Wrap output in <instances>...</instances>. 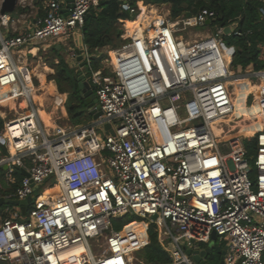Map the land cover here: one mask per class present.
Masks as SVG:
<instances>
[{"label": "built area", "instance_id": "2783aa9c", "mask_svg": "<svg viewBox=\"0 0 264 264\" xmlns=\"http://www.w3.org/2000/svg\"><path fill=\"white\" fill-rule=\"evenodd\" d=\"M102 1L73 0L63 15L62 0H46L32 26L22 22L33 0L16 1L19 21L0 14V87L26 102L0 132L16 151L0 157V166L27 174L4 200L33 197L25 216L10 208L0 213V263L144 264L135 254L149 242L131 252L123 229L111 226L132 214L156 226L167 264H194L181 244L203 249L212 234L226 247L224 264H264V71L248 74L260 86L253 94L260 107L256 149L248 155L242 135L218 142L211 130L233 112L230 84L237 79L235 48L213 30L214 10L155 17L121 35L104 70L88 71L101 117L44 133L12 51L72 35ZM118 1L130 15L153 6ZM259 14L264 22V5ZM227 27V36L240 35L236 24ZM199 31L203 38L190 37ZM68 56L74 61L75 50ZM106 123L114 135L100 138L96 128L103 133Z\"/></svg>", "mask_w": 264, "mask_h": 264}, {"label": "trees", "instance_id": "16d2710c", "mask_svg": "<svg viewBox=\"0 0 264 264\" xmlns=\"http://www.w3.org/2000/svg\"><path fill=\"white\" fill-rule=\"evenodd\" d=\"M134 2V0H132ZM143 4L161 6L170 5V14L175 18L181 14L187 16L194 15L201 9L207 8L217 13L216 20L212 26L213 30L220 33L224 28L231 24H236L239 36H224L227 38V45L235 48L231 66L244 70L251 67L255 72L264 71V22L261 21L259 9L264 5V0H137ZM128 2V0H127ZM122 3L116 1H102L99 6L92 10L86 17L82 26V43L90 50H97L105 46L115 47L120 41L121 29L118 27V20H127L130 14L122 9ZM130 4V3H129ZM132 5V4H130ZM134 6V5H133ZM58 63L50 64L54 70V75L48 78L56 84L59 93L68 94L65 103V110L70 122L75 125L85 124L86 115H90L86 110V103L80 97L77 88L76 74L66 64L59 53L53 49ZM35 60H30L33 65ZM104 70V69H103ZM248 80V79H247ZM52 87L53 85L49 83ZM260 86L257 91H259ZM2 121L0 120V132ZM245 146L247 154L255 152V140L246 139ZM0 150L6 154V149L0 145ZM4 171L0 167V177ZM14 176L17 181L23 178L21 170H15ZM1 193V192H0ZM145 223L136 215L127 214L116 220L111 221V226L116 231L125 230L129 227L140 232L144 241L139 246L149 243L139 252L144 264H167L171 261V256L164 249L158 239L156 226L149 224L146 228ZM123 230L121 232H123ZM148 238H147V235ZM147 238V240H146ZM146 240V242H145ZM138 248V249H139ZM222 247H215L213 252L206 256L211 264H218Z\"/></svg>", "mask_w": 264, "mask_h": 264}, {"label": "crops", "instance_id": "0c3cea01", "mask_svg": "<svg viewBox=\"0 0 264 264\" xmlns=\"http://www.w3.org/2000/svg\"><path fill=\"white\" fill-rule=\"evenodd\" d=\"M62 1H63V7H65L64 0H62ZM45 3H46V0H33V3H32L33 8L28 11V15H30V16H29V18L27 20L23 21L22 23L25 24V25H27V26H32L33 25V22L35 20H37L38 18L39 19L42 18L43 15H44L43 8L45 6ZM118 22L120 24H122V23L125 22L124 24H127V20H118ZM81 30H82V28L79 29L77 32H74L72 39L69 40V41H67L66 43L64 42V43H61V44H58V45L53 44L51 46H49L48 44L42 46V45H39V44H41V43H39V44H37L39 46H37V45H35L34 47L31 46V47H28L26 49H21V50L15 52V53H12V58L16 61V64L19 63V65H22V66H18L17 65V67L19 68L20 78L22 79V81L27 85L26 81L28 80V77L26 79L25 78V73H24V75L22 73L23 71H25L29 75V80L27 81L28 84H29L28 86H31L32 87V90H33V89H35L32 86L33 79H36L40 83V79L38 77H40L42 75V76H44V80H45V83H46V81H47V78L46 77H47V74H48L47 72H51L52 73V74H49L48 75V78L50 76L54 75V70L51 67H50V69L47 68V66L45 64V61L46 60L43 61L44 55L48 54L51 51L53 52V49L54 48L59 53L60 56H61V52H63L65 54L64 57H62V56L61 57L64 59V61L66 62V64L76 74L78 72V70H79V65L76 63L75 60L72 61V60L69 59L68 52L70 50H72V49L75 50L76 48H79L80 41L82 43V31ZM201 34H203V32ZM204 36H205V34H203V36H201V37L198 36V35H196L195 38H203ZM81 45H82L81 46L82 47V52L86 56V63H88V64H86V66L89 65V67L91 65L90 64L91 61L98 58V54L100 53L101 49H104V48L110 49L112 47V46H105L103 48H100V49H97V50H93L92 51L89 48H87L85 45H83V43ZM31 59L35 60V62H34L33 65H30V60ZM105 62H106V60H105ZM41 63H43L44 65L43 66H40ZM57 63H58V59L55 57L54 60H52L50 64L56 65ZM39 66L41 67L40 70H42V71H39L38 70ZM87 69H88V67H87ZM34 72L35 73H39L40 76H37V74L35 76L34 75L35 74ZM51 81H52V83L51 82L50 83L53 85L54 89L56 90V92L58 94V97L57 98H59V97L61 98V96L64 98V101H63L62 106H61L60 109H58L59 108V106H58L59 103L57 102V98H56L55 101H54V109H53V111L52 112H45V113L48 114V116L47 117L46 116L42 117L40 114H38V111H37V108H36V104L33 102L32 94H31V99H32L33 104L35 105L36 112H37V115H38V122L41 125V128L43 129L44 133H46V134H51L55 130H57L59 128H63L65 130H69L71 127H75V125H73L70 122L69 116H68V114H67V112L65 110V103H66L68 94H66V93H59L58 90H57V87H56L55 82L53 80H51ZM46 85H48V84H46ZM247 85L249 86V89H251V92L254 95L258 93V91H257V89L259 87L258 81L256 83L255 80L248 79L247 80ZM237 94H238V88H236V87L233 86V89H232V98L234 99V97ZM7 96H8V100H7L6 106H2L0 104V120L2 121V130L1 131H3L4 123L8 119H12V118H15V117L20 116L22 109H24V108H21L20 109V104L23 101L21 98H16L14 96L11 97V96L8 95V93H7ZM24 105H25V103H24ZM55 112H57L58 114L60 113V115H61L60 118L61 119L62 118L64 119L65 118V114H67L68 121H69L70 124H67L66 126L65 125H62V126L57 125L55 123L56 118H54ZM258 115H260V112L257 114V116ZM234 116H235V114L232 113L231 114V118L234 117ZM246 117H249L250 118L249 123L250 124H253L254 127L253 126H252L253 128L249 127L248 129H246L244 131L255 130L256 128L259 127V123L258 122L255 123V121H254L253 118H251L250 116H246ZM41 118H44L45 121L43 122V119H41ZM224 121L226 123L227 119L224 120ZM52 127H53V129H51ZM0 145L3 146L6 149V154H3L2 153V150H0V157L10 155L11 151H8L7 147H5L4 145H2V144H0ZM11 154H13V153H11ZM27 165H28V162H25V167H27ZM0 167L4 171L3 176L0 177V192H3V193H0V198H3L4 199V196H6L9 193L10 190L16 188L18 186L19 182H20V181H17L15 179L14 171L17 170V169L18 170H21L23 172V176H25L26 172H25L24 169L18 168V167L13 166V165H3V166H0ZM6 202H8V201H5L4 200V204ZM15 207H17V209H15L16 211H20V207L19 206H15ZM20 213H21V211H20ZM127 229H132L133 232L131 234H134V235L138 234V235H140L141 240L137 242L136 239H135V237H134V235H131L129 237L127 235ZM127 229L124 230L125 231L124 234L126 235V237H128L130 245L134 244V242L136 243L135 244L136 246L134 245V247L132 249L138 248L143 243V241H144L143 235L140 232H138L136 229L132 228V227H129ZM146 235H147V233H146ZM147 238H148V235H147ZM216 241L219 242L217 239H216ZM216 241L215 242L212 241L208 246H213L215 248ZM148 242H149V239H148ZM219 243L222 244L221 242H219ZM223 247H222V249H223ZM132 249H130V250H132Z\"/></svg>", "mask_w": 264, "mask_h": 264}, {"label": "rangeland", "instance_id": "374dc122", "mask_svg": "<svg viewBox=\"0 0 264 264\" xmlns=\"http://www.w3.org/2000/svg\"><path fill=\"white\" fill-rule=\"evenodd\" d=\"M128 3L132 4V6L134 5L135 7H138V5H139L137 0H134V2L132 0H128ZM62 4H63V1H62ZM142 6H145V5H142ZM170 7H171L170 5L165 4V5H161V6H153L152 8H149V7H146L145 9H140L139 8L137 14H132V15L129 16L130 18L127 19V24H124L126 21L124 23H122V24L118 23V27L122 31L121 32V35L128 33V31L131 30L134 27H139V26H142V25H146V24H149L150 22L151 23H155V21H154L155 17L154 16L161 17L163 19V21H168L171 18V14H170V9L171 8ZM142 14H146L147 15L146 18H142ZM8 16H9L10 20H15V21L17 20V21H19V18H18V10H14L13 12L8 13ZM78 30H75L74 32H77ZM74 32H72V35L60 36V37H57V38H52V39H48L46 41H42L41 44H39V45L44 46V45L48 44L49 46H51L53 44L58 45V44H61V43H64V42L66 43L67 41H69V40L72 39ZM201 33H202V31H199V32H197L195 34H190V37L195 39L196 34L197 35H201V36H203V34H205L204 31H203V34H201ZM220 38H221V40L225 44H228L227 43V38H225L224 36H221ZM120 41H121V37H120ZM119 44H120V42L118 43V45ZM39 45H37V46H39ZM108 50L109 49H107V48L101 49L100 53L98 54V58L97 59H94L92 61L90 60L91 61V63H90L91 65H90V67H88L87 70L88 71L103 70L105 68V65H106L105 60L108 59ZM12 52L15 53L14 50ZM61 56L64 57L65 54L63 52H61ZM55 57H56V55L52 51L49 52L48 54L44 55L43 61L46 60L45 61V64H46L47 68L50 69V63H51L52 60H54ZM86 64H88V63H86ZM17 65L18 66H22V65H19V63ZM43 65L44 64L41 63L40 66H43ZM40 66H39L38 70L39 71H42V70H40V68H41ZM231 69L233 70L234 75L237 76V79H235V81H231L232 82L230 84L231 93H232V89H233V86H234V87L238 88V94L234 97L235 99H237L239 97V95H241V94L246 95L245 98H244V105H245V107L247 109H249V108H251L255 104L254 103L253 93L251 92V89H249V86L247 85V79L252 78V77H249L248 76V74L251 73L252 68L251 67H248V68H246L244 70H240L238 68L231 67ZM47 73L48 74H47V77H46L47 78L46 84H49L50 82L52 83V81H48V75L49 74H52V73L51 72H47ZM36 74H39V73H35L34 75L36 76ZM28 80H29V75H28ZM237 80H240V81L236 83ZM253 80H255V79H253ZM255 81L257 83V80H255ZM44 82H45V80H44ZM39 85H40V83L36 79H33L32 86L34 88H37V87H39ZM256 95L257 94H255L254 96H256ZM41 98H43V99L40 100V102L38 103L40 111L41 112H44V113L45 112H52L53 109H54V103L53 102L55 101V98L52 97V96H50L46 92H43L41 94ZM63 101H64V98L62 96H61V98L60 97L57 98V102L59 103V105H58L59 108L58 109L61 108ZM259 112H260V110H259ZM259 112L258 111L257 112L255 111V115L250 116L251 118L254 119L255 123L256 122L259 123V120H260L259 117L260 116L259 115L257 116V114ZM56 113L57 112H55L54 118H56L55 123L57 125H60V126L65 125L66 126L67 124H70L69 121H68L67 114H65V118L64 119L63 118L61 119L60 118L61 117L60 113L59 114L57 113L58 115ZM234 114H235V116L232 117V118L230 117L226 121V123L223 120L218 125V127H220V130L225 127L226 136L231 135L233 133L235 134V133H238V132H242V130H245V129H242L240 127L241 126L240 120H242V118L244 116L241 117V116H237L236 113H234ZM86 120L87 121L85 122V124L91 123L92 122L91 116L90 115H86ZM85 124L83 122V125H85ZM83 125H79V126H83ZM253 127H251V128H253ZM96 133L99 135L100 138L104 136V134L100 131L99 128H96ZM220 134H221V131L217 133V128H215L214 137H215L216 141L220 142V141H223V140H226L227 139L225 137L219 136ZM250 139L251 140H254V136L251 137ZM1 193H3V192H1ZM40 195H41V190H40V188H38L34 192V197L35 198H38V197H40ZM5 208H10L11 210H14V211H16L15 209H17V207H15V206H13L11 204H8V202H6L4 205H1L0 206V212L2 213V211ZM141 221H143L144 223H146L147 220L142 219ZM146 231H147V228H146ZM146 240H147V238H146ZM146 240H145V242H146ZM135 244L136 243L134 242V244L130 245V249H132ZM183 245H184V247H187V248L191 247V244L189 242H187V241H183V243L181 244V246H183ZM223 246H224L223 244H220L219 242L216 241L215 247H218L219 248V247H223ZM138 248H136L135 250H138ZM140 251H138L135 254V258L138 261L139 260H142L141 257H140V253H139ZM0 264H2V263H0Z\"/></svg>", "mask_w": 264, "mask_h": 264}, {"label": "water", "instance_id": "95a60500", "mask_svg": "<svg viewBox=\"0 0 264 264\" xmlns=\"http://www.w3.org/2000/svg\"><path fill=\"white\" fill-rule=\"evenodd\" d=\"M17 0H3L1 4V10L0 14H8L11 13L15 10V5H16ZM72 1L73 0H64L65 7L61 10V13L63 15L68 14V10L72 8ZM110 1H116V0H110ZM214 22V21H212ZM206 26L210 25L209 21L205 22ZM221 35L227 36L230 34V29L228 27L224 28L222 32H220ZM80 41V46L79 48L75 49V53L77 55L75 61L79 65V70L76 73V80H77V88L78 91L80 92V97L84 100L86 103V110L90 114L92 120H97L98 118L101 117L102 113L100 111L99 106L97 105V99L95 98V95L93 94V91L90 87V84L88 83V78H89V72L87 70L86 66V56L82 52V45ZM81 47V48H80ZM58 48V47H57ZM103 133L105 136L107 135H114L113 130L111 129L110 124L106 123L102 126ZM255 134V131L249 132V133H244V138L249 139L253 137ZM0 144L4 145V139L0 137ZM27 174H25L26 176ZM33 197H28L24 201H8V204L14 205V206H19L20 211L22 216H25L26 212V206L31 204ZM4 204V199L0 198V206ZM154 220V217L152 218ZM149 223L146 224L148 227ZM211 240L213 242L216 241V236L212 234ZM191 245L193 246L192 242ZM183 247L185 249V253L191 257L192 261L194 264H211L207 259L206 256L211 254L214 250L213 246H206L203 249H194L193 247ZM225 250L226 247L224 246L221 255H220V261L218 264H224V255H225Z\"/></svg>", "mask_w": 264, "mask_h": 264}, {"label": "bare ground", "instance_id": "6f19581e", "mask_svg": "<svg viewBox=\"0 0 264 264\" xmlns=\"http://www.w3.org/2000/svg\"><path fill=\"white\" fill-rule=\"evenodd\" d=\"M153 14V13H152ZM154 17H157V16H154ZM197 35V34H196ZM198 36H200L201 37V35H198ZM221 50L224 52L225 50L223 49V48H221ZM23 73V75H24V73H25V78L27 79V77H28V74L25 72V71H23L22 72ZM37 76H40V74H37ZM39 79H40V85H39V87H37V88H35V89H33L32 90V87L31 86H28L29 84H28V80L26 81V83H27V87H29V89H30V93L32 94V99H33V102L36 104V108H37V111H38V114H40L42 117H44V116H48V114L47 113H44V112H41L40 111V109H39V105H38V103L40 102V100H42L43 98H41V94L43 93V92H46V93H48L50 96H52V97H54L55 99L58 97V94H57V92H56V90L54 89V87H52L50 84H48V85H46V83L44 82V76H40V77H38ZM240 80H237L236 81V83L237 82H239ZM234 83V82H233ZM245 96L246 95H244V94H241V95H239V97L237 98V99H233V105H234V110H233V112L232 113H236V115L237 116H241V117H243L242 118V120H240V123H241V128L242 129H248L249 127H252L253 126V124H250L249 123V120H250V118L249 117H245V116H253V115H255V110H256V107L254 106L253 108L251 107V108H249V109H247L246 107H245V105H244V98H245ZM7 100H8V96H7V91L5 90V89H3V88H1L0 87V104L2 105V106H6V104H7ZM45 100V99H44ZM54 101V100H53ZM24 103H25V105H24ZM54 103V102H53ZM26 107V102L23 100L22 101V103L20 104V109L21 108H25ZM258 109V111L260 110V108L258 107L257 108ZM15 110V109H14ZM37 113V112H36ZM231 113V114H232ZM231 114L230 115H228L225 119H221V120H218V121H216V122H214V123H212V125H211V130H212V133H213V135H214V132H215V128H217V133L218 132H220L221 131V134L219 135V136H221V137H225V138H228L229 137V135L228 136H226V132H225V127L224 128H222L221 130H220V127H218V125H219V123L221 122V121H223V120H228L230 117H231ZM38 116V115H37ZM41 119H43V122L45 121L44 120V118H41ZM251 126H250V125ZM51 129H53V127L51 128ZM50 129V130H51ZM252 131H255V130H251V131H242V132H239V133H233V134H231V135H242V136H244V133H249V132H252ZM215 138V137H214ZM9 149H10V151H11V153H16V151L10 146L9 147ZM144 227L146 228L147 226H146V224L144 225ZM124 230H123V232H121V235H123V236H126L125 234H124ZM133 231H132V229H127V235L130 237L131 235H134V234H131ZM134 237H135V239H136V241L138 242V241H140L141 240V237H140V235H138V234H136V235H134ZM136 248H134V249H132V250H130L131 252H133L134 250H135ZM72 250V248H70V249H68L67 250V252H70ZM73 251V250H72Z\"/></svg>", "mask_w": 264, "mask_h": 264}, {"label": "flooded vegetation", "instance_id": "af4514ba", "mask_svg": "<svg viewBox=\"0 0 264 264\" xmlns=\"http://www.w3.org/2000/svg\"><path fill=\"white\" fill-rule=\"evenodd\" d=\"M254 106L256 107V104H254V105L252 106V108H253ZM258 107H259V106H258ZM255 111H258L257 107H256V110H255ZM258 112H259V111H258Z\"/></svg>", "mask_w": 264, "mask_h": 264}]
</instances>
